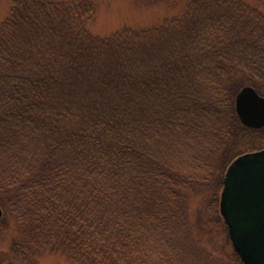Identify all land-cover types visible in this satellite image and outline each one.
<instances>
[{
	"label": "trees",
	"instance_id": "1",
	"mask_svg": "<svg viewBox=\"0 0 264 264\" xmlns=\"http://www.w3.org/2000/svg\"><path fill=\"white\" fill-rule=\"evenodd\" d=\"M10 1L0 208L22 227L10 253L213 262L199 238L210 240L206 219L189 206L219 211L229 163L264 149V127H243L234 111L241 88L264 96V13L244 0H184L157 25L99 37L87 28L92 0Z\"/></svg>",
	"mask_w": 264,
	"mask_h": 264
},
{
	"label": "rangeland",
	"instance_id": "2",
	"mask_svg": "<svg viewBox=\"0 0 264 264\" xmlns=\"http://www.w3.org/2000/svg\"><path fill=\"white\" fill-rule=\"evenodd\" d=\"M71 1V0H52ZM95 5L96 14L87 25L91 34L99 37H107L122 28L134 29L149 28L157 25L165 17L175 15L184 7V0H92ZM252 6L257 7L264 13V0H244ZM10 0H0V22L6 17L10 7ZM1 207V206H0ZM189 211L194 220L197 216L206 219L207 232L211 234L210 240L203 234L199 236L200 242L206 251H214V261L210 264H235L232 256L233 248L228 239L227 228L217 227L213 230L214 219L221 218L219 211L208 204L199 205L198 201L190 202ZM0 219V264H73L61 255L44 253L39 257L22 259L10 253L12 245L22 227H19L14 216L5 212L3 208ZM204 215V216H203ZM210 223V224H209ZM212 230V231H211ZM211 232V233H210ZM18 241V240H17ZM16 241V242H17ZM193 264L190 257L188 263ZM209 264V261H208Z\"/></svg>",
	"mask_w": 264,
	"mask_h": 264
},
{
	"label": "water",
	"instance_id": "3",
	"mask_svg": "<svg viewBox=\"0 0 264 264\" xmlns=\"http://www.w3.org/2000/svg\"><path fill=\"white\" fill-rule=\"evenodd\" d=\"M234 111L243 127H264V96L254 88L240 89ZM219 214L241 264H264V149L243 153L229 163L223 176Z\"/></svg>",
	"mask_w": 264,
	"mask_h": 264
}]
</instances>
